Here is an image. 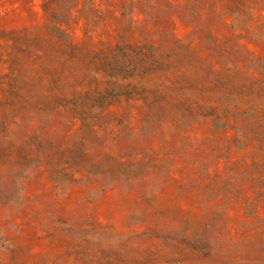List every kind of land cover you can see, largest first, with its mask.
<instances>
[{
  "label": "rangeland",
  "instance_id": "374dc122",
  "mask_svg": "<svg viewBox=\"0 0 264 264\" xmlns=\"http://www.w3.org/2000/svg\"><path fill=\"white\" fill-rule=\"evenodd\" d=\"M0 264H264V0H0Z\"/></svg>",
  "mask_w": 264,
  "mask_h": 264
}]
</instances>
